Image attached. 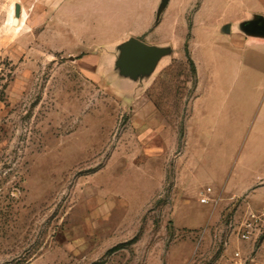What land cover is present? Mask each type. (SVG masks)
<instances>
[{"label":"rangeland","instance_id":"rangeland-1","mask_svg":"<svg viewBox=\"0 0 264 264\" xmlns=\"http://www.w3.org/2000/svg\"><path fill=\"white\" fill-rule=\"evenodd\" d=\"M146 1L80 0L69 52L44 2L14 30L0 0V264H264V45L220 32L251 3L208 0L194 35L154 17L169 56L117 78L101 50Z\"/></svg>","mask_w":264,"mask_h":264},{"label":"crops","instance_id":"crops-1","mask_svg":"<svg viewBox=\"0 0 264 264\" xmlns=\"http://www.w3.org/2000/svg\"><path fill=\"white\" fill-rule=\"evenodd\" d=\"M251 3L246 8L236 22L225 21L220 32L222 34H230L234 31L242 38L243 45H264V31L259 29V24L264 20V0H242ZM32 2V11L36 13V7H41L44 2L48 10V44L55 51H84L83 45L86 42L83 31V23L80 21L81 6L80 0H18L16 4L20 6V14L18 21L27 15L24 3ZM160 0L146 1V14L142 19L140 26L134 30H128L116 39L112 46L105 47L101 51H109L115 49L116 55H110L108 65L114 69L113 76L117 78H136L140 81L144 78L152 76L161 61L168 57L171 49L165 45V40L156 44L151 41L144 40L148 45L154 46L159 50V55L154 65L144 72H123L122 66L125 63V45L131 38L139 39L141 35L148 32L154 24L156 8ZM208 0H168L165 8L162 10L159 21L155 27L156 33L161 29H166L170 35H194L198 25L205 24L201 18L203 4ZM65 3L60 8L59 5ZM34 8V9H33ZM60 8V9H59ZM60 10V12H59ZM22 11V12H21ZM140 40V39H139ZM90 50V49H89ZM197 72V65H196Z\"/></svg>","mask_w":264,"mask_h":264},{"label":"water","instance_id":"water-1","mask_svg":"<svg viewBox=\"0 0 264 264\" xmlns=\"http://www.w3.org/2000/svg\"><path fill=\"white\" fill-rule=\"evenodd\" d=\"M167 2L168 0H160L156 8L155 20H158ZM19 16L20 6L19 4H15L13 24H17ZM258 27L261 31H264V20L260 22ZM125 52V63L122 66L123 72H144L149 70L156 62L160 53L156 47L148 45L136 38H131L130 40H128L125 45Z\"/></svg>","mask_w":264,"mask_h":264},{"label":"bare ground","instance_id":"bare-ground-1","mask_svg":"<svg viewBox=\"0 0 264 264\" xmlns=\"http://www.w3.org/2000/svg\"><path fill=\"white\" fill-rule=\"evenodd\" d=\"M13 18H14V15L12 14V12L9 14V23L10 25L14 28V30H17L20 28L21 24H22V20H23V17L20 21L17 22V24H13Z\"/></svg>","mask_w":264,"mask_h":264},{"label":"built area","instance_id":"built-area-1","mask_svg":"<svg viewBox=\"0 0 264 264\" xmlns=\"http://www.w3.org/2000/svg\"><path fill=\"white\" fill-rule=\"evenodd\" d=\"M205 191H206V193H209L210 192V189L207 188ZM206 199H207L206 197H202L200 199V202H203L204 203V202H206ZM240 236H241V238H246V235L244 233H242ZM234 257H239V253H237V252L234 253ZM240 263H242V262H238V264H240Z\"/></svg>","mask_w":264,"mask_h":264},{"label":"trees","instance_id":"trees-1","mask_svg":"<svg viewBox=\"0 0 264 264\" xmlns=\"http://www.w3.org/2000/svg\"><path fill=\"white\" fill-rule=\"evenodd\" d=\"M189 62H190V64L192 65V62H191V60H189ZM192 70H193V72H194V69L192 68Z\"/></svg>","mask_w":264,"mask_h":264}]
</instances>
